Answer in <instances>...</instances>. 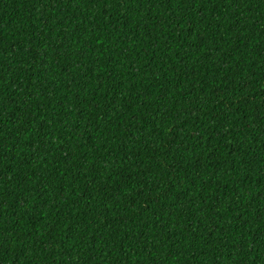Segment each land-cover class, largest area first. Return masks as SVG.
Segmentation results:
<instances>
[{
	"label": "trees",
	"instance_id": "trees-1",
	"mask_svg": "<svg viewBox=\"0 0 264 264\" xmlns=\"http://www.w3.org/2000/svg\"><path fill=\"white\" fill-rule=\"evenodd\" d=\"M0 264H264V0H0Z\"/></svg>",
	"mask_w": 264,
	"mask_h": 264
}]
</instances>
